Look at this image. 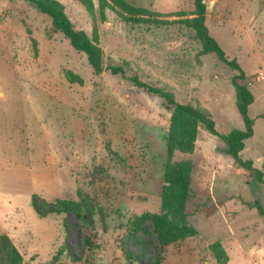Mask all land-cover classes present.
Listing matches in <instances>:
<instances>
[{
    "label": "rangeland",
    "instance_id": "374dc122",
    "mask_svg": "<svg viewBox=\"0 0 264 264\" xmlns=\"http://www.w3.org/2000/svg\"><path fill=\"white\" fill-rule=\"evenodd\" d=\"M57 1L78 31L97 36L104 71L96 75L34 2L0 0V234L11 229L24 264H264L255 207L264 208V184L204 126L187 204L197 235L162 249L151 224L131 228L159 207L174 111L138 84L204 110L221 135L245 129L231 83L239 72L214 53L201 56L196 0H127L159 21L151 24L129 22L113 5L102 16L99 0L93 16ZM204 3L210 35L254 95V135L241 157L264 174V0ZM34 195L82 201L92 216L88 224L74 214L40 218Z\"/></svg>",
    "mask_w": 264,
    "mask_h": 264
},
{
    "label": "trees",
    "instance_id": "16d2710c",
    "mask_svg": "<svg viewBox=\"0 0 264 264\" xmlns=\"http://www.w3.org/2000/svg\"><path fill=\"white\" fill-rule=\"evenodd\" d=\"M31 1L35 3L38 11L50 20L54 31L63 34L77 52L84 53L87 56L88 63L95 74H101L104 68L102 50L98 45L97 36L90 40L84 32L78 31L68 19L64 6L57 0ZM73 1L80 4L90 16H93L95 11L94 0ZM99 4L102 16H104V10L113 5L120 15L129 22L139 24L159 23L158 20H152L149 17V12L146 9L131 5L127 0H99ZM206 12L204 0H196L197 18L192 20V27L202 44L201 56L214 53L221 62L239 72V75L232 77L231 83L235 89V104L245 129L233 130L229 134L221 135L217 132L212 118L204 110H198L189 105L176 102L174 95L171 93L145 84H138L149 92L160 95L174 109L167 134V159L164 166V186L159 207L154 211L143 212L140 216L135 217L131 224L133 232L139 231L142 225L151 224L162 249L168 245L194 237L198 233L196 227L190 222L187 204L194 196L192 178L195 163L193 157L201 126H204L209 133L219 136L225 142L226 153L232 157L237 168L250 172L258 182L264 184L263 172L255 168L252 160H244L241 157V152L245 149V141L254 135L255 121L249 116V108L255 99L254 95L248 85L241 83L245 80L246 75L238 62L229 60L221 45L210 35L208 27L205 25ZM112 71L116 75L124 74L121 68ZM79 81L82 82L81 79ZM32 206L40 218H47L51 214H74L78 220L88 224L92 216L91 213L87 212V208L82 201L57 199L53 203H48L46 200L34 195ZM255 207L258 208L261 215H264V208L261 205L256 204ZM220 263L225 264L223 261H220ZM0 264H24L23 254L7 234H0Z\"/></svg>",
    "mask_w": 264,
    "mask_h": 264
},
{
    "label": "crops",
    "instance_id": "0c3cea01",
    "mask_svg": "<svg viewBox=\"0 0 264 264\" xmlns=\"http://www.w3.org/2000/svg\"><path fill=\"white\" fill-rule=\"evenodd\" d=\"M44 219H45V218H44ZM46 219H48V218H46ZM10 234H12L11 229L8 231V234H7V235H8L9 237H11Z\"/></svg>",
    "mask_w": 264,
    "mask_h": 264
}]
</instances>
